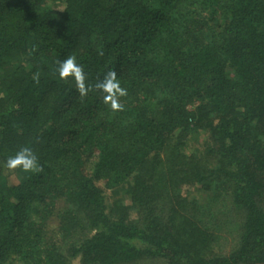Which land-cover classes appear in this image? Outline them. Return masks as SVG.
<instances>
[{
  "label": "trees",
  "instance_id": "obj_1",
  "mask_svg": "<svg viewBox=\"0 0 264 264\" xmlns=\"http://www.w3.org/2000/svg\"><path fill=\"white\" fill-rule=\"evenodd\" d=\"M77 258L264 264V0H0V264Z\"/></svg>",
  "mask_w": 264,
  "mask_h": 264
},
{
  "label": "clouds",
  "instance_id": "obj_2",
  "mask_svg": "<svg viewBox=\"0 0 264 264\" xmlns=\"http://www.w3.org/2000/svg\"><path fill=\"white\" fill-rule=\"evenodd\" d=\"M56 72L61 79L71 78L74 80L81 93H84L85 73L79 63H77L75 57L70 56L58 62ZM97 88L105 93L104 98L106 101H110V107L113 110L122 108V105L119 103V97L127 93L126 89L119 86L114 71L108 72L104 79L98 83ZM5 166L10 170L20 169L24 172H32L39 169V162L31 148L22 147L14 155L7 158Z\"/></svg>",
  "mask_w": 264,
  "mask_h": 264
},
{
  "label": "rangeland",
  "instance_id": "obj_3",
  "mask_svg": "<svg viewBox=\"0 0 264 264\" xmlns=\"http://www.w3.org/2000/svg\"><path fill=\"white\" fill-rule=\"evenodd\" d=\"M58 9H60V5L56 6ZM200 143L198 142H190V145H188L187 147H185V150L187 153H191L193 151H199L200 150ZM4 174L7 176V180L9 183L11 184H16L19 181V176L18 174L15 172V170H4ZM191 197H194L196 199H198V202L201 203H208L209 199L206 195V193H204L202 190L197 189L196 191H194L191 194ZM234 236L235 233H229L225 235V238L222 239V241L220 242V244H217L214 246V249H223V252H228L233 246H234ZM70 264H79L78 263V258L77 259H73L71 261Z\"/></svg>",
  "mask_w": 264,
  "mask_h": 264
}]
</instances>
